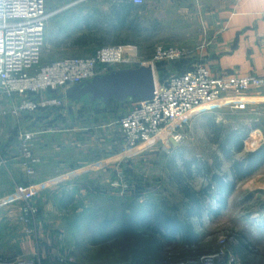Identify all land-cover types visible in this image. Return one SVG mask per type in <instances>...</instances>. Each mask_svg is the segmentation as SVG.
Listing matches in <instances>:
<instances>
[{
	"label": "rangeland",
	"instance_id": "374dc122",
	"mask_svg": "<svg viewBox=\"0 0 264 264\" xmlns=\"http://www.w3.org/2000/svg\"><path fill=\"white\" fill-rule=\"evenodd\" d=\"M116 1L46 0L47 10L55 14L47 24V41L39 66L66 58L92 57L105 45L77 44L85 36L92 37L85 22L110 14ZM156 3V0H145L143 9L138 11L136 16L143 28L140 35L129 30L103 34L97 39L105 38L106 45H134L142 61L151 60L160 46L185 49L190 54L188 59H198L201 53L197 49L205 45V39L199 37L210 33L205 27L208 16L201 18L202 13L197 16L194 12L183 11L181 0ZM223 4V0H215V10H220ZM181 61L159 62L168 72L166 78L181 69ZM136 102L128 99L99 104L92 112L83 105L76 114L65 116L62 101L49 111L28 114L22 110L0 117V152L7 160L13 158L16 163H24L22 137L33 134L31 151L36 159L43 160L41 154H52L56 148L59 156L51 162L55 166L68 164L91 169L84 182L51 188L17 183L28 190L36 209L33 215L25 211L27 204L17 198L16 184L4 182L6 190L11 191L0 196V246L4 239H10L13 249L18 248V240L25 234L34 235L32 232L38 229V232L46 231L57 245H64L61 256H65L68 264H175L189 254L195 257L213 253L220 248L222 237L236 236L239 243L251 245L246 257L254 264H264V224L258 216L259 212H264V189L250 192L245 180L236 184L228 206L220 214L204 213L201 219L191 220L198 235L193 253L186 252L183 234L171 237L165 229L159 233L155 231L152 216L154 207H158L157 212L185 216L181 188L171 179L174 166L179 169L185 161H197L204 166L206 162L215 172L216 154L222 163L221 171L230 169L231 161L219 152L215 143L213 122L228 129H250L244 151L234 154L235 158H242L263 145L264 108L258 105L251 110L204 109L178 129V138L164 133L135 148H126L118 121L134 108ZM6 107L15 109H12L10 99L0 93V109ZM38 118L43 119L37 123ZM84 122L90 124V130L80 131ZM73 127L79 130L60 133V137L46 133L52 128L64 132ZM116 171L120 175L118 186L113 185ZM193 174L189 185L201 190L209 180L197 168ZM259 179L264 180V171L252 177L255 182ZM63 200L68 204L62 206ZM207 203L213 208L219 207L215 198ZM144 215L148 220L152 219L149 226L140 222ZM58 254L56 257L51 255L50 264L59 263Z\"/></svg>",
	"mask_w": 264,
	"mask_h": 264
},
{
	"label": "built area",
	"instance_id": "2783aa9c",
	"mask_svg": "<svg viewBox=\"0 0 264 264\" xmlns=\"http://www.w3.org/2000/svg\"><path fill=\"white\" fill-rule=\"evenodd\" d=\"M129 1L137 5L145 3V0ZM54 14L47 10L46 0H0V93L9 99L24 98L15 112H34L62 104L58 97L33 99L31 95L60 89L65 91L70 86L111 71L152 64L156 73L154 98L138 100L134 108L118 121L123 145L135 148L164 133L178 138V129L201 110L225 107L246 110L247 102L231 103L228 100L264 88V76L215 77L204 63L197 62L188 70L172 73L160 81L157 63L189 57L188 51L177 47L160 46L151 60L142 61L136 46L109 44L100 47L92 57L66 58L40 67L47 40V24ZM6 114V110L0 111V117ZM33 136L26 134L22 137L23 165L30 175L35 173L34 166L40 162L31 151ZM8 165V160L0 153V172L8 169ZM16 187L17 198L27 204L25 211L33 215L36 209L29 199L28 190L19 184ZM238 244L236 236L222 237L217 251L186 256L175 264H218L222 259H226L227 264H238L235 252ZM186 248L195 249L196 244H187ZM58 260L67 262L65 256ZM0 264L39 263L34 258L17 257L0 259Z\"/></svg>",
	"mask_w": 264,
	"mask_h": 264
},
{
	"label": "crops",
	"instance_id": "0c3cea01",
	"mask_svg": "<svg viewBox=\"0 0 264 264\" xmlns=\"http://www.w3.org/2000/svg\"><path fill=\"white\" fill-rule=\"evenodd\" d=\"M120 1L122 0H117L116 4L120 3ZM158 1L159 0H156L157 3ZM181 1L183 3L181 4L184 5V8H182L183 11L194 12L197 16L199 13H202L201 18L204 16L207 18L208 16L209 19L205 21V27L209 28L210 33L206 35V37L203 35L199 37L201 39H205V42H203L205 45L197 49V52L200 51L201 54L198 59L190 61L192 65L196 62L204 63L215 77L235 75L245 76L249 74L264 76V0H223L224 4L221 6L222 8L220 10H215V0ZM187 36L190 37V35ZM188 58L189 57L186 59ZM64 92L65 91L63 89H60L58 91H49L43 95H31L30 97L33 99H41L43 97L61 98L60 95ZM23 99V97L10 99L12 109L19 106ZM61 99L63 101V108L65 109V116L70 113L76 114L78 109L82 108L83 105L89 108L91 112L98 106L94 105L95 102L91 101L89 103H83L81 101L75 102L65 97ZM228 101L231 103L243 101L247 102V108L250 110L253 106L256 107L258 105L264 108V88L259 90L255 89L246 95L234 96ZM104 105L107 104L104 103ZM53 107L55 106L45 108L44 111L52 110ZM4 110L7 111L6 115L12 113L18 114L15 110H10L9 107L0 109V111ZM40 112H43V109H39L34 112L26 111L28 114ZM42 119L43 118H38V120L36 119L37 123ZM54 122L55 121L51 123L54 125ZM76 122H78V120H76ZM90 129V124L84 122L83 128H80V131H88ZM78 130V127H73L70 130H64V132H62V130L52 128L46 133H50L52 136L60 137V133H76ZM52 151L54 152H52V154L49 153L46 155H40L43 160H40V162L34 166L35 173L32 175L26 173L22 162L16 163L13 158H8V169L0 172V196L7 195L8 192L11 191L6 190L4 182H8L9 184L12 182L14 185L17 183L24 185L34 183L36 185H41L43 188H51L56 185H67L77 181L84 182L88 179L91 172L89 166L72 167L68 164H58L55 166V164L51 162H53L56 156H59V153H56V148ZM4 153L6 152L4 151ZM263 171L264 164L256 173H262ZM115 176L116 180H114L113 185L118 186L120 183V180L117 179L120 177L118 171H116ZM252 177H254V174L250 176L249 179H244L247 181L246 188L250 190V192L264 189V180L259 179L255 182L252 181ZM13 184H11L10 187H13ZM232 194L230 196H232ZM258 216L261 217L259 220L264 224V212H259ZM32 234L34 235L27 236V234H25L26 236L24 238L17 241L18 248L14 249V245L12 244L13 242H11L10 239H4L2 245L0 246V259L11 260L17 257H27L34 258L39 264H50L49 260L51 255L56 257L59 253V258L62 255L61 253L65 251L64 245H57V241L48 237L46 231L41 230L38 232L37 229L32 232ZM249 246L251 245L244 242L239 243L235 247V252L238 259H240L238 264H254L253 261L246 257L249 256V252L247 251ZM39 256L40 258H38ZM190 256L191 255H187V257ZM60 263L63 264V262L59 261L58 264ZM64 264L68 263L64 262ZM218 264H227V261L226 259H222L218 262Z\"/></svg>",
	"mask_w": 264,
	"mask_h": 264
},
{
	"label": "trees",
	"instance_id": "16d2710c",
	"mask_svg": "<svg viewBox=\"0 0 264 264\" xmlns=\"http://www.w3.org/2000/svg\"><path fill=\"white\" fill-rule=\"evenodd\" d=\"M143 7L144 4L137 5L132 1L122 0L120 3L113 6L110 14L102 15V18L100 17L96 21L89 18L85 23L86 27L91 31L92 37L85 36L81 38V41H78L77 44L82 46L90 44L106 45L105 38L99 40L97 37L103 34H113L114 32L134 30L136 36L140 35L143 28L142 23L138 20L136 15ZM190 61V59H182L181 62H183V65L178 72L188 70L192 66ZM156 66L160 81H164L166 76H168V72L161 63H158ZM179 66H181V64H179ZM81 102L89 103L90 99L84 97ZM99 104L104 103L101 101L94 103V105ZM44 110L45 108H43V111ZM212 127L215 133V143L219 148V152L231 161L230 169L226 172L221 171L222 163L219 156L216 154L215 172L212 170L213 166H210L209 163L206 162L204 166H200V163L197 161H185L184 165L179 169L174 166L175 168L172 170L171 179L181 188V193L183 194L186 205L185 216L182 217L179 214L171 215L164 212H157L158 207H154L152 210V216L156 223L155 231L159 233L162 229H165V231L168 232L167 236L171 237L181 233L184 236V243L188 245L193 244L198 237L191 220L193 218L201 219L204 213H208L211 216L220 214V212L227 207L228 199L234 192L236 184L255 174L264 164V144L258 149L248 152L242 158L234 157V154L244 151L245 139L249 135L250 129L246 128L244 131L239 129H228L216 124V122H213ZM195 165H197V167H194ZM195 168L209 180L207 185L202 187L201 190H196L189 185V179L194 177L193 173ZM213 198L217 200L218 208H213L212 204L209 205V203H207V200ZM67 204L66 201H62V206ZM150 220L152 219L148 220V217L144 215L141 217L140 222L144 226H149L151 223ZM186 252L193 253L194 251L192 249H187Z\"/></svg>",
	"mask_w": 264,
	"mask_h": 264
},
{
	"label": "water",
	"instance_id": "95a60500",
	"mask_svg": "<svg viewBox=\"0 0 264 264\" xmlns=\"http://www.w3.org/2000/svg\"><path fill=\"white\" fill-rule=\"evenodd\" d=\"M156 92V73L152 64L124 68L70 86L60 95L72 101L88 97L91 102L151 100Z\"/></svg>",
	"mask_w": 264,
	"mask_h": 264
}]
</instances>
